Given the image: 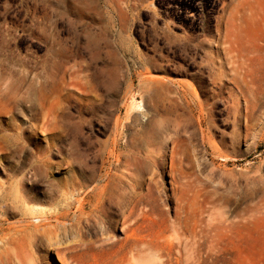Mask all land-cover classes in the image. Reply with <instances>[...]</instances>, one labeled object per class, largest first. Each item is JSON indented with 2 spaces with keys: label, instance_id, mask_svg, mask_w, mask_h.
Returning a JSON list of instances; mask_svg holds the SVG:
<instances>
[{
  "label": "rangeland",
  "instance_id": "1",
  "mask_svg": "<svg viewBox=\"0 0 264 264\" xmlns=\"http://www.w3.org/2000/svg\"><path fill=\"white\" fill-rule=\"evenodd\" d=\"M238 1L0 0V264H264V16L230 38Z\"/></svg>",
  "mask_w": 264,
  "mask_h": 264
},
{
  "label": "bare ground",
  "instance_id": "2",
  "mask_svg": "<svg viewBox=\"0 0 264 264\" xmlns=\"http://www.w3.org/2000/svg\"><path fill=\"white\" fill-rule=\"evenodd\" d=\"M252 1L254 3H252ZM260 13H262V15L264 16V0H240L237 3H235L232 6V11L228 15V21H229L228 27H227L228 36H230V38L231 37L237 38L238 32L244 30V26L242 25L243 22L246 21L247 27L248 26L250 27L251 25L254 24V20L257 18V16ZM236 43L237 42L235 40H231V42H229L230 52L234 51V46H236L235 45ZM141 108L142 107L138 109H141ZM116 142H117V139L115 138L113 140L114 149L116 148ZM110 183H111L110 175L109 173H107L104 177H102V180L100 182H97L96 184L90 186L89 189H87V191L81 192L82 196L80 197V199L76 200V203H77L76 212L80 214L81 219L82 217H87V218H93V217L101 218V216L103 218L105 217L103 202H104V199L110 193L109 192L111 189ZM80 218H76L75 221H78ZM59 219L60 217H57L55 223L61 227H64L65 224L64 222H62L64 217L61 218L62 220H59ZM126 221L127 219L125 217L124 222ZM107 224L111 226V223L108 222Z\"/></svg>",
  "mask_w": 264,
  "mask_h": 264
}]
</instances>
